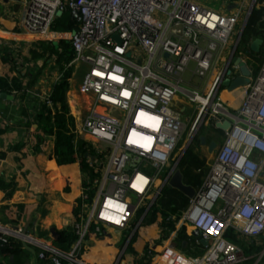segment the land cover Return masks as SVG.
<instances>
[{
    "label": "built area",
    "instance_id": "built-area-1",
    "mask_svg": "<svg viewBox=\"0 0 264 264\" xmlns=\"http://www.w3.org/2000/svg\"><path fill=\"white\" fill-rule=\"evenodd\" d=\"M21 2V26L36 41L59 40L63 32L51 28L54 19L65 10L77 12L76 28L67 37L73 56L66 67L86 70L79 84L81 102H75L68 115L73 119L71 131L90 152L84 154L81 208L69 248L53 249L11 223H0V245L20 241L37 248V257L48 264H91L83 258L90 231L127 229L126 238H131L177 167V160L173 165L170 161L189 122L173 106L182 91L196 103L200 119L190 130L188 144L206 116L223 114L235 120L175 224H187L207 241L201 256L186 257L183 264L244 263L248 257L226 235L264 233V62L242 86L244 97L233 115L216 91H222L225 78L239 75L238 66L230 63L232 55L220 67L238 12L223 14L192 0ZM159 13L165 14L164 21L156 19ZM187 71L191 75L184 79ZM194 77H205L200 90L192 84ZM44 102L52 106L50 94Z\"/></svg>",
    "mask_w": 264,
    "mask_h": 264
},
{
    "label": "crops",
    "instance_id": "crops-1",
    "mask_svg": "<svg viewBox=\"0 0 264 264\" xmlns=\"http://www.w3.org/2000/svg\"><path fill=\"white\" fill-rule=\"evenodd\" d=\"M192 1L223 14L238 12V22L220 55L222 58L220 67L231 55H236L245 61L253 76L252 72L255 73L256 71L254 69H260L264 62V0ZM22 10L21 0H0V47H8L18 52L13 54L16 68L12 71L21 74L19 80L22 83L21 89H14L9 94L5 93L10 97L0 96V179L7 183H13L10 189H0V223L19 224L51 248L66 251L67 249L59 248L55 244L57 234L53 235L51 229L57 233L58 231L69 232L74 223L78 221L77 214L81 208L80 183L82 175L87 170V164L85 160L81 162L78 159L74 163L58 165L53 153V136H47L38 145L39 150H34V145H36L35 134L39 133L36 130L37 115L42 104L45 103L44 97L50 94L53 84L66 71L68 89L65 95L69 114L70 107H73L75 102H81L79 84L86 69L82 66L83 70L80 77L75 78V73L82 67L75 69L70 66L67 68L68 61L58 60L56 56L31 57L29 50L34 47V44L49 41H36L32 34L23 29L21 26ZM71 14L75 19L72 12ZM73 30L61 31L63 32L61 38L52 41L53 44L58 45L61 41L69 43L67 37L69 32ZM173 30V32L179 33L180 29ZM29 36L33 38H29ZM257 37L262 42L258 52H253L250 49V43ZM59 51L63 53L65 48L60 47ZM2 69L5 71L7 66L0 60V70ZM59 75L61 77L58 79ZM199 92L208 93L209 91ZM244 93L243 87L233 90H228L225 87L222 91H216V95L223 106L233 115H236ZM191 103L182 91H178L173 100L174 108L180 111L181 115H183L186 106H191ZM195 107H193L194 111ZM217 119L227 120L231 125L235 122L233 117L223 114L206 116L202 126H205L207 130L205 133H200L199 129L202 126L198 129L191 141L192 143L185 149L187 150L185 156L179 158L177 164V168L182 174V181L191 185L195 190L201 186L215 157L216 149L224 140L225 130L215 126ZM200 135L206 137V144L200 143ZM195 138H197L196 141ZM211 140H215L217 145L212 151H209L208 145ZM16 144L23 145L22 149H12ZM192 144L193 147L191 148ZM171 189L174 188L171 187ZM171 192H173V198L169 202H164L165 208L174 203L178 204L176 191ZM189 201L190 198L187 205ZM17 204L23 206V212L20 216L16 213L14 217L17 222L12 223L9 219L13 215L5 216L1 208L9 206L14 213L15 210L17 211L15 206ZM187 205L180 208L179 211L182 213ZM147 218L142 221V226L137 228L140 233L137 241L132 245L134 251L126 247L130 239L126 238L129 230L105 229L102 233L94 234L92 237L87 235L83 258L91 264H118L122 255L125 258L123 264H136V260H141L139 264H183L186 257L190 256L186 250L176 246L177 234L182 224L180 223V226L175 225L174 229L167 235L166 232L162 231L161 215H158L157 219L151 223L148 222ZM187 227L189 241L188 243L182 241V247L185 248L188 244V248L193 251L194 242L204 245L190 233L191 229L188 225ZM260 236H264V233L255 237H243L248 242V250L250 251L247 256L248 259L243 264L257 262V254L252 253L250 248L252 245L249 242L256 240V244H262L260 240L262 237ZM18 242L23 248V264H48L46 260L37 257V248H26L22 242ZM146 244H148L149 249L145 253L144 246ZM260 255L264 258L263 251Z\"/></svg>",
    "mask_w": 264,
    "mask_h": 264
},
{
    "label": "trees",
    "instance_id": "trees-1",
    "mask_svg": "<svg viewBox=\"0 0 264 264\" xmlns=\"http://www.w3.org/2000/svg\"><path fill=\"white\" fill-rule=\"evenodd\" d=\"M76 21L72 17L70 10H65L59 16H57L51 28L57 31H70L75 29ZM69 45V48H68ZM60 47L62 49L65 48V51L61 53L59 51ZM30 55L33 58L37 57H45L48 56H56L58 60L64 59L65 61H69L73 56V51L70 43L59 42L58 45L53 44V42H38L34 44V47L30 50ZM15 49H11L8 47H0V60L2 63H5L7 69L4 71L0 70V93H11L12 90H19L22 87V83L19 80L21 74L13 73L12 70L16 68L13 54L15 53ZM18 53V52H16ZM64 55H66L64 57ZM15 72V71H14ZM68 89V81H67V71L63 73L62 77L53 84L51 92H50V100L52 101V106L49 107L46 103H43L41 106V110L37 115L38 125L36 130L40 133L35 134L36 145H34V150H39V144L42 143L47 136H53L54 138V148L53 153L58 165L70 164L74 163L76 160L80 159L81 162L85 160L84 154L86 152H90V148L87 146L86 142L81 138H76L75 134L71 131V127L73 126V119L70 115H68V105L66 102V91ZM23 145L16 144L12 147L15 150H21ZM187 150H185L182 157L185 156ZM181 161V159H180ZM13 183L4 182L0 179V189L12 188ZM171 191H176V196L178 197V204L174 203L173 205H168L165 208L159 201L157 204L155 203L152 206L151 213L147 218L148 222H154L157 219L158 215L162 216L160 220L162 231L166 232L168 235L171 232L175 224L180 217L181 211L180 208L187 205L188 197L182 194L180 191L176 189H171ZM173 193V192H172ZM161 194V193H160ZM160 196V195H159ZM158 196V198H159ZM157 198V199H158ZM17 211L13 213L9 206H3L1 208L2 213L6 215H13L9 220L12 223L17 222L15 219V215H21L23 212V206L21 204L15 205ZM168 215H175L174 220H166ZM142 224L138 225L139 227ZM136 228L135 232L132 234L131 238L128 241L127 248L133 250V243L137 241L139 237V230ZM94 231H90L88 236H94ZM189 233L187 224H182L179 228L177 234L176 246L180 249L187 250L188 244L186 247H182V241H187L188 243ZM76 234L74 233V229L67 231H58L57 236L55 238V244L64 250L68 249L69 246L75 241ZM149 249L148 244L144 246V252L146 253ZM86 250V247L84 251ZM22 251L23 248L21 244L13 239H10L7 243L0 245V264H23L22 260ZM83 251V252H84ZM134 253V252H133ZM124 256L122 255L118 261V264H123ZM141 260H136V264H139Z\"/></svg>",
    "mask_w": 264,
    "mask_h": 264
},
{
    "label": "rangeland",
    "instance_id": "rangeland-1",
    "mask_svg": "<svg viewBox=\"0 0 264 264\" xmlns=\"http://www.w3.org/2000/svg\"><path fill=\"white\" fill-rule=\"evenodd\" d=\"M155 17H156V19H158L160 21H164L165 18H166L165 14H163V13L155 14ZM29 38H33V37L29 36ZM127 56H129V54H127ZM189 67L192 68L193 67V63H190ZM82 70H83V67L77 70V72L75 73V78H77L78 76L80 77ZM254 70H256L255 73H254V71L252 73L255 75L256 73H258L259 69L256 68ZM190 75H191V73L189 71H187V72H185L183 74V78L184 79H189ZM204 80H205V77L204 78L194 77L193 80H192V84H193V86H200V88H199V90H200L201 87L203 86ZM223 88H225V87L223 86ZM194 106H196V103H194V102L191 103V106H186L185 111H184V113L182 115L183 116L182 119L184 121H186V122L189 121L188 122V128H187V130H184V132L181 134V138H180V140L177 143V146H176L175 151L173 153V157H172V159L170 161L171 165H173L176 160H178L179 158H181L183 156V154L185 152L184 149H185L186 145L188 144V138H189L190 130H191L194 122H196V124H197L200 121V119L198 117V112L193 110ZM199 130H200V133H205V131L207 129L205 128V126H202ZM194 140L196 141L197 138H195ZM191 143L192 142H190L187 145V147L190 146ZM192 147H193V144H192L191 148ZM254 158H257V154H254ZM161 177H162V174H161ZM170 188H169L168 185L163 186V188L161 190V194H160L159 198L155 202L156 204H157L158 201L160 203L164 204V202H169V201L172 200L173 193L171 192ZM220 203H221L220 201H217L216 204H220ZM230 235H231V231H229L227 233L226 238L231 240L232 242L238 244L242 248L245 256H248L250 251L248 250V242L246 240H244L245 238H243V236H236V237H232L231 238ZM260 237H262L260 239L262 241V244H260V245L256 244V240L249 242L252 245V246H250V248L252 250V253L253 254H257L256 259L258 258V256L261 253V251H263V253H264V236H260ZM194 243H195L194 244L195 248H194L193 251L190 250L189 248L186 250L188 252L189 256L191 258H193V259L198 258L199 256H201L203 254V252L205 251V249H206L204 245H201V244H199L197 242H194ZM261 258H262V256L257 260V262L255 264H264V258H262V259Z\"/></svg>",
    "mask_w": 264,
    "mask_h": 264
},
{
    "label": "water",
    "instance_id": "water-1",
    "mask_svg": "<svg viewBox=\"0 0 264 264\" xmlns=\"http://www.w3.org/2000/svg\"><path fill=\"white\" fill-rule=\"evenodd\" d=\"M72 13H73L74 17L77 15L76 11H73ZM114 38L116 40H118L117 35H114ZM261 42H262V40L260 38H258V37L254 38L250 43V49L253 52H258ZM165 56H167V54H165ZM230 63L238 66L239 75L235 76L231 80L229 78H225V80L223 81V85L225 87H227L228 90H233L235 88L245 86L247 83H249L250 77H251V71L248 68V66L246 65L245 61L241 60V58L236 56V55H232V57L230 58ZM228 73H229V70H228ZM0 96L10 97V96H7L5 93H1ZM215 126L218 128H221L222 130L228 131L231 128V123L227 120H224V121L216 120ZM199 141L201 144L204 145V144H206L207 139L204 135H200ZM216 145H217L216 141L211 140L209 145H208V150L212 151L216 147ZM186 148H187V145H186L185 149ZM178 161H179V159L175 163L176 166L178 164ZM167 185L169 187H172V188L179 190L181 193H183L184 195H186L189 198H192L194 193H195V189L191 185L185 184L182 181V174L177 167H175L172 175L170 176V178L167 182ZM51 232L53 235L57 234V232L54 229H51ZM190 233L192 235H194L196 237V239L198 241H200L202 244H204V245L207 244V241L205 239L201 238L198 230L192 228ZM24 246L26 248H28L27 245L24 244Z\"/></svg>",
    "mask_w": 264,
    "mask_h": 264
},
{
    "label": "snow or ice",
    "instance_id": "snow-or-ice-1",
    "mask_svg": "<svg viewBox=\"0 0 264 264\" xmlns=\"http://www.w3.org/2000/svg\"><path fill=\"white\" fill-rule=\"evenodd\" d=\"M115 79V77H113Z\"/></svg>",
    "mask_w": 264,
    "mask_h": 264
}]
</instances>
